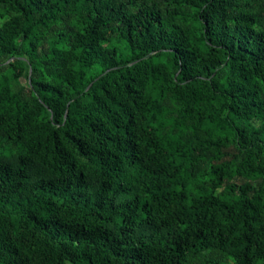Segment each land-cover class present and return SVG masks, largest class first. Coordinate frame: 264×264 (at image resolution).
<instances>
[{
  "label": "trees",
  "instance_id": "16d2710c",
  "mask_svg": "<svg viewBox=\"0 0 264 264\" xmlns=\"http://www.w3.org/2000/svg\"><path fill=\"white\" fill-rule=\"evenodd\" d=\"M0 264H264V0H0Z\"/></svg>",
  "mask_w": 264,
  "mask_h": 264
}]
</instances>
